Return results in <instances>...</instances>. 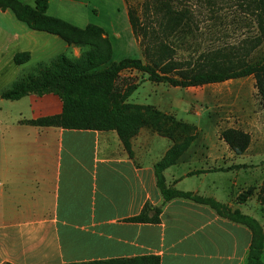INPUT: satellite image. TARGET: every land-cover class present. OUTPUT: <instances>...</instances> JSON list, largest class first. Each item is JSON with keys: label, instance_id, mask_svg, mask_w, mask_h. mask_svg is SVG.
I'll return each instance as SVG.
<instances>
[{"label": "crops", "instance_id": "1", "mask_svg": "<svg viewBox=\"0 0 264 264\" xmlns=\"http://www.w3.org/2000/svg\"><path fill=\"white\" fill-rule=\"evenodd\" d=\"M115 37L121 41V35ZM83 50L31 30L9 10H0V91L24 77L27 68L47 66L59 54L77 58ZM19 53H28V62L14 64ZM243 79L253 80H235ZM237 96L221 93L220 109L234 108L228 101ZM5 102L17 108L14 118L4 115ZM61 110L54 94L0 99V264H67L143 255L158 256L160 264L246 263L250 231L204 204L176 198L162 206L159 223L125 221L145 204L162 203L154 165L170 149L169 141L142 128L130 140L129 155L114 131L21 123ZM237 110L245 113L244 120L254 119L255 101L242 102ZM251 148L252 142L242 155L228 148L225 158L188 157L164 170L165 185L225 203L220 199V174L254 172L263 155ZM260 225L264 227V219Z\"/></svg>", "mask_w": 264, "mask_h": 264}, {"label": "trees", "instance_id": "2", "mask_svg": "<svg viewBox=\"0 0 264 264\" xmlns=\"http://www.w3.org/2000/svg\"><path fill=\"white\" fill-rule=\"evenodd\" d=\"M124 1L141 58L112 62L110 45L100 27L87 25L78 28L48 16L47 0H35L33 5L22 4L18 0H0V10H9L29 29L57 36L68 46L92 47L83 50L77 58L59 54L47 66H38L35 74L18 79L0 93V99L6 101H17L29 95L58 96L62 104L59 114L23 120L22 124L64 130L114 131L131 155L130 140L145 125V120L139 112L142 108L126 102L137 85L128 86L121 92L116 90V80L126 70L145 74L149 82L175 88L202 87L252 77L256 98L264 110V0H205L209 19L215 17L213 8L218 1L221 9L223 6L234 9L238 14L236 23L245 31L234 43L225 42L204 50L195 48L199 45V29L184 1L149 0L143 4L142 18L135 7ZM95 43L103 44L105 51ZM183 48H192L191 54L179 57L178 52ZM28 60V53L13 57L16 65ZM144 110L149 112L148 108ZM149 128L161 134L160 130ZM220 137L234 155H242L251 139L249 134L233 128L224 129ZM187 148L188 143L172 146L154 165L156 187L162 203L156 207L145 204L137 216L125 221L156 224L164 204L176 198L192 200L208 206L222 218L248 227L251 241L245 264H262L264 235L251 217L239 210L223 209L213 199L179 192L165 185L164 170L177 164ZM67 264H160V260L158 256L143 255Z\"/></svg>", "mask_w": 264, "mask_h": 264}, {"label": "rangeland", "instance_id": "3", "mask_svg": "<svg viewBox=\"0 0 264 264\" xmlns=\"http://www.w3.org/2000/svg\"><path fill=\"white\" fill-rule=\"evenodd\" d=\"M18 1L22 4L33 5L35 0ZM148 1L127 0V3L135 7L139 17L142 18L143 4ZM204 1L182 0L187 9L193 13L199 29V45L195 48L204 50L225 42H236L245 31L236 23L238 14L229 6H223L221 9L217 1L213 8L215 17L209 19L210 12ZM124 3V0H47L46 14L78 28H85L87 25L100 27L104 32V38L110 45L112 62H118L123 58L140 59L139 45L131 34L126 17L127 5ZM116 34L121 35V41L116 39ZM126 41L127 48L125 47ZM95 45L105 51L103 44L95 43ZM119 46L122 47V51ZM72 47L84 49V51L92 49L89 46ZM191 51L192 48H183L178 52V56L187 57ZM65 55L70 56L68 53ZM35 70V67L27 68L23 73L24 77L35 74ZM1 79L0 87L3 86L4 78ZM252 81L243 79L228 84L175 88L167 84L149 82L145 74L126 70L119 74L116 80V90L121 92L128 86L137 85L136 90L126 102L142 108L139 111L145 120L142 128L165 138L170 142L171 147L188 143V148L178 163L186 161L188 157L202 155L219 158L229 156V150L220 137L224 129L235 127L249 134L250 142H252L251 151L256 150L257 153L262 154V160L256 164L254 172L244 171L238 175L220 174V183L223 185L220 199L225 200V203L219 204L223 209L239 210L248 217L252 215L251 218L264 235V227L260 225L264 219V110L255 97L254 81ZM229 92L237 93L239 97L228 101L234 108L222 110L220 109V94ZM253 101H255L253 112L255 117L253 119L250 116L246 121L243 118L245 113L237 110L238 106L242 102L252 103ZM5 103L1 106L5 111L4 115L14 118L17 108L10 106L12 105L10 102ZM145 108H148L149 112L145 111ZM149 127L160 130L161 134ZM261 262L264 264V253L261 255Z\"/></svg>", "mask_w": 264, "mask_h": 264}]
</instances>
